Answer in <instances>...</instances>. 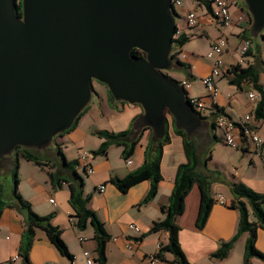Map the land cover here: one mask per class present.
I'll return each mask as SVG.
<instances>
[{
	"label": "crops",
	"instance_id": "0c3cea01",
	"mask_svg": "<svg viewBox=\"0 0 264 264\" xmlns=\"http://www.w3.org/2000/svg\"><path fill=\"white\" fill-rule=\"evenodd\" d=\"M237 6L231 8L233 25L223 28L216 23L209 9L202 0H186L183 14L187 11H195L198 16V24L188 27L185 20L182 27H178V33L186 35L189 40L181 47H175L173 53L177 60L188 66L187 69L175 67L171 75L178 81L188 79L191 88L187 91L190 98H203L211 105L209 93L203 84L213 68V60L208 57L212 44L219 38L227 39V46L221 55L223 69L222 75L215 78L218 88L216 105L209 106L202 114L204 120L200 128H205L206 137L210 145L224 143L225 130L215 125L213 131L209 124L215 122L218 115L230 117L237 123L234 130L238 148H232L223 169L212 170L209 162L215 161V156L206 148V157L200 160L198 171L207 176L211 182V195L215 199L221 195L226 204L214 202L207 221L203 228L197 225V219L201 203V192L197 185L193 187L185 202V212L178 217L177 224L180 227L179 239L191 264H244V253L248 234L244 233L237 239L225 259L213 258L222 243L234 238L239 226V211L231 208V202L238 196L233 192L232 184H241L246 188L264 195V144L254 146L247 137L243 136L241 122L245 116L250 115L249 126L253 131L264 137V118L256 117V110L260 100V94L249 82H243L240 86L230 83L227 70L239 65V48L244 39L251 40V47L246 58L248 66H256L259 72V82L264 89V32L260 41L255 42L251 35L252 19L248 9L241 0H237ZM256 39V38H255ZM258 39V38H257ZM240 66V65H239ZM178 76L179 78H176ZM94 88L91 102L82 114L76 127L56 137L52 144L44 150H36V154L48 160V165L39 166L19 156V192L27 200L33 210L39 215L53 214L52 223L63 231V239L69 251L73 255L70 260L61 255L55 246L47 238L42 230L36 233V239L29 252V260L26 262L20 257L14 264H86L88 257L96 260L97 244L94 240V229L88 224L84 230L77 228L73 222L74 211L70 204V192L65 178L68 172L61 168L59 148L62 149L66 159L79 160L83 152H88V163L93 172L84 177L85 194L91 195L89 208H91L103 223L110 240L106 246V264H151V258H157L154 264H178L174 262V256L162 251L160 257L156 255L161 247L168 243L169 233L161 230L149 233L154 222L163 220L165 214L162 207L169 204L178 167L186 163V153L183 138L175 134L174 121L167 117L168 134L170 141L163 149L161 163L162 179L158 186L156 196L147 204L140 205L151 187L150 181H143L131 187L127 193H121L112 183L115 178H124L129 173L139 169L147 159L155 155L157 140L154 138L151 128L142 130L140 140L134 148V152L127 160L123 157V147L112 145L106 154L93 155L98 150L103 139L97 135L98 131L121 132L131 130L129 141H133L138 133L133 131L134 122L143 114L141 106L128 104L109 99L108 88L103 85L101 89ZM255 92L257 99L252 101L249 94ZM198 140L197 154L200 152V138ZM208 144V145H209ZM225 144V143H224ZM226 145V144H225ZM209 155L211 158L209 159ZM17 155L0 159V181L5 191L10 194L12 185H7L8 177L13 172ZM44 160V161H45ZM132 164L129 165L128 161ZM24 163H28L27 170ZM84 167V166H83ZM84 169V168H83ZM59 171L54 184L50 173ZM104 186L103 192L99 190ZM54 200V204L51 203ZM264 208V204H263ZM251 222L256 221L250 211ZM24 215L14 208H6L0 218V264H6L11 257L18 255L23 235ZM134 223L139 226L141 233L136 234L129 229ZM82 239V240H80ZM159 245L161 246L159 248ZM257 249L264 254V228L257 230ZM252 264H264V260L252 258ZM98 264V263H95Z\"/></svg>",
	"mask_w": 264,
	"mask_h": 264
},
{
	"label": "water",
	"instance_id": "95a60500",
	"mask_svg": "<svg viewBox=\"0 0 264 264\" xmlns=\"http://www.w3.org/2000/svg\"><path fill=\"white\" fill-rule=\"evenodd\" d=\"M251 35L264 32V0H243ZM0 0V159L44 150L91 102L93 81L142 107L133 131L166 135L167 117L192 136L203 124L166 71L177 35L172 0ZM134 49L144 55L132 57Z\"/></svg>",
	"mask_w": 264,
	"mask_h": 264
},
{
	"label": "trees",
	"instance_id": "16d2710c",
	"mask_svg": "<svg viewBox=\"0 0 264 264\" xmlns=\"http://www.w3.org/2000/svg\"><path fill=\"white\" fill-rule=\"evenodd\" d=\"M202 1L207 6L209 11H211V0ZM16 2V10L19 14L21 8V0H16ZM242 2L246 7L245 2L243 0ZM177 16L180 17L178 14ZM188 40L189 38L184 34H181L178 37H174V48H181ZM143 55L144 54L138 49H134L131 52L132 57L140 58ZM172 58L176 61V67L182 69L188 68L186 64L177 60L176 54H172ZM226 72V74L230 76V83L233 85L240 86L243 82H249L253 85L255 90L260 94V100L258 102L256 110V117L264 118V89L259 82L260 70L257 69L256 66H248L243 68L237 65L233 66ZM109 99L111 101H115L110 91ZM188 101L190 100L188 99ZM86 109L87 107L85 108V110ZM84 111L77 117L70 130L76 127ZM198 115L201 117L203 122L204 120H206V118H204L201 114L198 113ZM214 127L215 122L209 124V128L211 131H213ZM146 128L148 127H145L143 129ZM142 130L136 135V138L133 141H129L131 130H124L117 133L109 132L106 130L98 131V137L103 139L104 141L102 142L99 149L93 152V155L96 156L106 154L110 146L116 145L123 147V157L127 160L132 156L134 148L140 140ZM199 130L200 129H198L192 136H188L184 130H175V134L183 138L187 161L186 163L181 164L178 167L175 184L170 196L169 204L162 207L165 218L163 220L154 222L151 229L149 230V233H155L161 230L167 231L169 233L168 243L164 247H161L160 252L156 255V257H160L162 251H167L174 256V262L178 264H191L181 247L179 239L180 227L177 224L178 217L185 212L186 198L188 197L193 187L197 185L201 192V203L197 219V225L200 229L203 228L205 222L207 221V218L211 211V207L215 202L211 195V182L209 178L200 173L197 169L200 161L197 154L198 140L195 135L199 132ZM169 141L170 137L168 134V126H166L165 137L163 139L157 140L155 155L151 159H147L139 169L129 173L126 177L113 179L112 183L116 186V188L124 194L127 193L131 187L137 185L138 183H141L143 181H150L151 187L149 189V192L140 205L149 203L158 192V186L162 179L161 163L163 159V149L164 146L169 143ZM58 152L61 159L60 166L62 169L66 170L69 175L68 178H65L62 181L67 183L69 188V201L74 211L73 224L80 230H84L88 224L92 225L94 229V240L97 244V258L95 260V263L106 264V246L110 240V236L106 232L103 223L99 220L96 213L91 208H89L91 195L85 194L84 177L78 172L81 163L79 160L70 161L66 159L61 148H59ZM15 153L17 155V159L15 160L13 167L12 189L10 194L5 191V188L0 181V218L6 208L17 209L24 215V230L19 252L20 257L28 262L29 252L36 239V233L38 230H42L45 232L47 238L55 246L59 253L72 260L73 255L69 251L68 246L63 239V231L57 226H54L52 223L53 214L43 216L36 213L33 210L32 205L22 197L18 189L20 164L18 160L19 156L39 166L48 165V162H46L48 160H45L43 157L37 155L36 150L31 148L18 146L15 149ZM210 158L211 155H209V159ZM83 168L84 172L87 174L85 167ZM58 173L59 171L50 173L51 180L54 184L57 182L56 176ZM232 189L233 192L238 196L231 202L230 205L231 208L239 211L238 230L232 240L221 244L217 252L213 254V258L220 260L225 259L240 235L247 233L248 238L244 253V264H252L251 260L254 257L264 260V254L260 252L256 247L257 230L259 228H264V195L258 194L246 188L244 185L236 183L232 184ZM250 211H252L256 219V221L254 222H251L249 219Z\"/></svg>",
	"mask_w": 264,
	"mask_h": 264
},
{
	"label": "built area",
	"instance_id": "2783aa9c",
	"mask_svg": "<svg viewBox=\"0 0 264 264\" xmlns=\"http://www.w3.org/2000/svg\"><path fill=\"white\" fill-rule=\"evenodd\" d=\"M172 4L175 8V11L177 14L181 17L182 11L185 7L186 0H172ZM237 0H211V11L210 14L214 18L217 24L222 26L223 28H228L233 25V17L231 13V8L233 6H237ZM184 20L188 27H195L198 24V16L195 11H187L183 14ZM227 46V39L225 37H219L211 46L210 51L208 52V57L213 60V68L211 73L203 79V84L206 87L208 93H209V99L211 105H208L207 102L203 98H190L191 105L194 107L196 112L199 114H203L209 106L216 105L217 95H218V88L215 83V78L220 77L222 75V69H223V63L221 59V55L223 54L225 48ZM251 47V40L250 39H244L241 43V46L239 48V54H240V62L239 65L241 67L247 65L246 58L249 54V50ZM175 54V53H173ZM181 86L184 88V90L187 92L191 88V82L188 79H184L179 81ZM249 98L252 101H255L257 99V94L255 92H251L249 94ZM251 119L250 115H247L244 117L241 122V130L243 133V136L247 137L249 142L253 144L254 146L258 147L264 144V137L260 136L259 134L255 133L253 129L249 126V121ZM215 125L219 128H223L225 130V136H224V143L232 148H238V143L235 140V134L234 130L236 129L237 123L232 120L228 116L224 115H218L215 119ZM89 154L88 152H83L80 156V159H83L84 163L83 166L85 167V170L87 173H92L93 168L88 163ZM128 164L131 165L132 161L129 160ZM105 189L104 186H100L99 190L103 192ZM215 202L225 205L226 202L224 198L221 195H217L214 199ZM51 203L54 204V200H51ZM129 229L136 234H140L141 230L138 225L131 223L129 225ZM82 240V239H80ZM161 246L159 245V248ZM85 256L88 257L86 264H95V261L92 257L89 256V253L86 252ZM20 258V255H15L10 258V260L6 264H14L18 259ZM157 262V258L152 257L151 258V264H154Z\"/></svg>",
	"mask_w": 264,
	"mask_h": 264
},
{
	"label": "rangeland",
	"instance_id": "374dc122",
	"mask_svg": "<svg viewBox=\"0 0 264 264\" xmlns=\"http://www.w3.org/2000/svg\"><path fill=\"white\" fill-rule=\"evenodd\" d=\"M242 2V0H241ZM176 23L178 25V27H182L183 23H184V19L182 17H178L176 16ZM255 42L260 41V43H263V39L262 37H259L258 39H253ZM167 75H174V72L172 71H166L165 72ZM174 77V76H173ZM176 78H179L178 76H175ZM103 86V84L97 82V81H93V87H95V89L99 90L101 89V87ZM108 94H109V90H108ZM205 128H200L199 132L197 133V135L200 138V152L198 154V157L200 160H204V158L206 157L205 151L207 147H209V151L210 154H213L215 156V161L209 162L210 168L212 170L217 169V165H219L220 169H223V165L226 162L227 158H228V153L233 150L232 148H230L229 146L225 145L224 143H216L215 145L211 146L210 140L208 137H206L205 135ZM209 144V145H208ZM80 163L81 166L79 169H81V173L86 177V173L83 170V159H80ZM28 163H24V168H27ZM27 170V169H26ZM20 180V178H19ZM8 181L7 185H9V187L12 185V176L10 175L8 177V179L6 180V182ZM241 236V235H240ZM237 243V242H236ZM235 243V245H237Z\"/></svg>",
	"mask_w": 264,
	"mask_h": 264
}]
</instances>
